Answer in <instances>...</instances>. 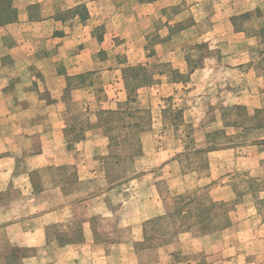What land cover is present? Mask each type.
I'll return each mask as SVG.
<instances>
[{"label": "rangeland", "instance_id": "374dc122", "mask_svg": "<svg viewBox=\"0 0 264 264\" xmlns=\"http://www.w3.org/2000/svg\"><path fill=\"white\" fill-rule=\"evenodd\" d=\"M117 2L0 94V264H264V0Z\"/></svg>", "mask_w": 264, "mask_h": 264}, {"label": "crops", "instance_id": "0c3cea01", "mask_svg": "<svg viewBox=\"0 0 264 264\" xmlns=\"http://www.w3.org/2000/svg\"><path fill=\"white\" fill-rule=\"evenodd\" d=\"M117 3V0H9L7 6L3 5L0 8V14L9 7L10 12L15 14L10 20L0 22V94L12 85L17 91L23 89L30 93L35 86V74L42 73L47 76L46 73L53 70L54 64L48 59L50 43L53 41L63 44L60 51L66 48L67 53L87 42L92 47H99L96 52L88 46L85 47L78 55L80 59L76 62L77 67L68 75L92 71L93 67L90 68L88 65L92 64L96 53L107 51L105 45L109 41L107 35L103 39L96 36L97 27L105 23L107 18L111 20L127 17L130 20V16L138 8H155L154 3H137L131 13L119 14ZM85 7L88 12L82 15L81 11ZM103 9H108V16L103 15L106 12ZM116 36L114 38H117ZM70 44L73 46L68 47ZM78 68L80 69L76 71ZM14 70L15 74L24 72V76L20 74L13 80V76H8L7 73ZM65 77L63 75V81Z\"/></svg>", "mask_w": 264, "mask_h": 264}]
</instances>
